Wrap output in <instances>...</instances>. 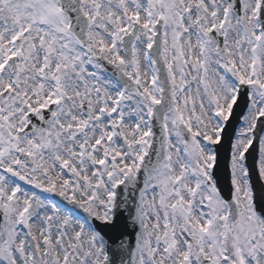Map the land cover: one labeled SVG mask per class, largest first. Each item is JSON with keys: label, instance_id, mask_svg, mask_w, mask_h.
I'll list each match as a JSON object with an SVG mask.
<instances>
[{"label": "snow or ice", "instance_id": "obj_1", "mask_svg": "<svg viewBox=\"0 0 264 264\" xmlns=\"http://www.w3.org/2000/svg\"><path fill=\"white\" fill-rule=\"evenodd\" d=\"M0 264H264V0H0Z\"/></svg>", "mask_w": 264, "mask_h": 264}]
</instances>
